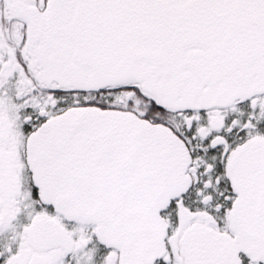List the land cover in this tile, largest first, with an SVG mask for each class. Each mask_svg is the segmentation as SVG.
Listing matches in <instances>:
<instances>
[{"label":"snow or ice","instance_id":"snow-or-ice-1","mask_svg":"<svg viewBox=\"0 0 264 264\" xmlns=\"http://www.w3.org/2000/svg\"><path fill=\"white\" fill-rule=\"evenodd\" d=\"M0 264H264V0H0Z\"/></svg>","mask_w":264,"mask_h":264}]
</instances>
